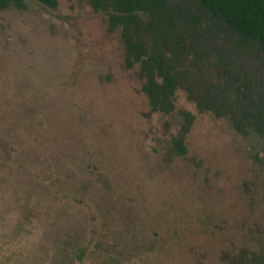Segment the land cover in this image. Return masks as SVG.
I'll list each match as a JSON object with an SVG mask.
<instances>
[{
	"label": "rangeland",
	"instance_id": "rangeland-1",
	"mask_svg": "<svg viewBox=\"0 0 264 264\" xmlns=\"http://www.w3.org/2000/svg\"><path fill=\"white\" fill-rule=\"evenodd\" d=\"M21 3L0 9V264H264V47L168 0L138 38L177 80L167 114L107 13Z\"/></svg>",
	"mask_w": 264,
	"mask_h": 264
},
{
	"label": "trees",
	"instance_id": "trees-1",
	"mask_svg": "<svg viewBox=\"0 0 264 264\" xmlns=\"http://www.w3.org/2000/svg\"><path fill=\"white\" fill-rule=\"evenodd\" d=\"M13 1L17 7L23 8L21 0H0V9ZM40 4L55 8L57 0H37ZM96 11L108 14L112 29L122 30L125 50L129 57L139 65V75L144 80L143 93L154 111L171 113L178 83L172 75L171 68L163 60L158 51L151 52L145 48L138 38L141 34L164 38L165 34L158 22L162 12L166 11L168 0H89ZM200 6L214 18H220L227 26L246 38L257 41L264 47V0H197ZM200 112L210 110L207 99L195 100ZM183 118L182 131L186 134L194 122L190 112H181ZM177 151L185 153L182 140H174ZM264 258L263 255H261Z\"/></svg>",
	"mask_w": 264,
	"mask_h": 264
},
{
	"label": "flooded vegetation",
	"instance_id": "flooded-vegetation-1",
	"mask_svg": "<svg viewBox=\"0 0 264 264\" xmlns=\"http://www.w3.org/2000/svg\"><path fill=\"white\" fill-rule=\"evenodd\" d=\"M126 53H127V51H126ZM127 55H128V53H127ZM129 56V55H128ZM131 58V57H130ZM132 59V58H131ZM132 61H133V59H132Z\"/></svg>",
	"mask_w": 264,
	"mask_h": 264
}]
</instances>
